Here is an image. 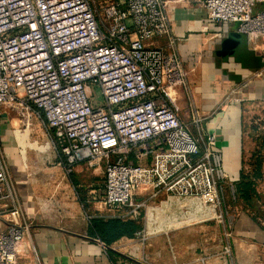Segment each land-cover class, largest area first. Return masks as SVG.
Wrapping results in <instances>:
<instances>
[{
	"label": "built area",
	"instance_id": "1",
	"mask_svg": "<svg viewBox=\"0 0 264 264\" xmlns=\"http://www.w3.org/2000/svg\"><path fill=\"white\" fill-rule=\"evenodd\" d=\"M193 1L211 24L239 23L250 44L264 39V0ZM181 41L168 0H0V221L6 224L0 264H18L29 231L5 148V108L13 105L28 119L42 118L67 176L79 166L104 175L105 194L96 205L106 218L140 220L164 192L195 202L207 215L218 210L225 223L237 188L216 134L203 132ZM94 87L103 105L93 102ZM177 88L191 102L196 139L179 119Z\"/></svg>",
	"mask_w": 264,
	"mask_h": 264
},
{
	"label": "crops",
	"instance_id": "2",
	"mask_svg": "<svg viewBox=\"0 0 264 264\" xmlns=\"http://www.w3.org/2000/svg\"><path fill=\"white\" fill-rule=\"evenodd\" d=\"M168 1L172 3L175 32L183 39L178 48L193 103L205 117L203 132L216 134L218 147L225 157L226 174L237 180L247 152L244 101H264V39L250 44L234 24H211L197 1ZM217 34L221 36L216 37ZM230 34H241L243 38L238 51L227 55L223 44ZM157 41L159 47L166 49L165 39ZM259 74L263 77L248 82ZM231 91H237L240 96L247 94L248 98L241 97L239 103L222 106ZM175 95L179 119L196 139L198 131L188 94L183 88H177ZM52 154L49 159L59 169L49 172L48 177L54 176L53 180L59 184L44 188L41 182L29 183L20 156H8L21 202V221L29 224L20 246L18 264H197L202 257L206 260L203 264H264V228L259 223L242 216L232 235H228L225 223L219 222L214 236L212 225L204 227V232L209 234L204 236V250L198 252L195 229L191 225L205 223L202 218L196 221L195 215L200 213L205 218L207 213L193 201L180 200L164 192L149 203L138 220L144 235L121 237L104 250L100 239L92 235L94 221L113 220L106 218L108 212L96 205L105 194V185L100 186L102 178L85 166H79L72 176H67L57 164L54 151ZM86 179L92 182L91 187L83 186ZM5 227L1 220L0 233Z\"/></svg>",
	"mask_w": 264,
	"mask_h": 264
},
{
	"label": "rangeland",
	"instance_id": "3",
	"mask_svg": "<svg viewBox=\"0 0 264 264\" xmlns=\"http://www.w3.org/2000/svg\"><path fill=\"white\" fill-rule=\"evenodd\" d=\"M109 1H116V0H109ZM255 10L254 13H256ZM263 75H257L248 82L252 80H259ZM189 82V80H188ZM247 82V84H248ZM237 91H231L225 96L223 100L224 106L225 104L229 103L236 104L241 101L242 98H248L247 94L243 96L237 95ZM93 102L96 105H103V99L100 96V90L98 87L93 88ZM245 105V114L243 115V123H244V134H245V141L244 144L246 145L247 152L245 153V169L247 172L253 171L256 167L262 173V178L257 180L256 190L258 191V198L256 202L253 204V207H247L243 204L240 205L237 203L227 202V212L223 211L225 215V225L228 229V235L233 234V229L236 222L242 217L247 216L250 219H253L255 222H261L264 225V101H244ZM221 106V107H222ZM5 116L8 117L9 123L4 126V136L5 141V148L8 152V156H20L22 159V165L24 172H26L27 180L29 183L37 181L41 182L43 188L47 186H58L59 182L53 180L54 176L48 177L49 172H54L57 170L56 162L54 160L49 159V156H52V151H54L50 139L45 131V127L43 125V120L38 115H32L28 119L26 111L22 109L19 105H13L5 108ZM30 120L31 123V131L29 135L27 132L25 133L23 130V124H25L26 120ZM17 124V126H12ZM9 134V136H6ZM6 134V135H5ZM53 175V173L51 174ZM101 178L100 186L105 185V178L104 175L98 174ZM72 176V175H71ZM84 181V179H83ZM236 182V181H234ZM69 183V182H68ZM92 182L89 179H86L83 183L84 187H91ZM69 185H71L69 183ZM41 186V187H42ZM36 187V186H35ZM101 196V198H103ZM92 199V198H89ZM224 210V209H223ZM220 212L215 211L211 212L205 218L200 217V213H197L195 216V220L199 221L200 218L204 219V222H196L194 225V238L196 244V250L198 252H202L204 250L203 246L205 243L203 242L204 236L209 234L207 231L204 232V227L212 225L211 235H216L218 231L219 220L216 216L219 215ZM199 215V216H198ZM198 219V220H197ZM208 222V223H207ZM207 229V228H206ZM215 244L213 243V246ZM215 252V251H214ZM218 256V255H216ZM202 257V256H201ZM206 260L204 258H198L197 264H203Z\"/></svg>",
	"mask_w": 264,
	"mask_h": 264
},
{
	"label": "trees",
	"instance_id": "4",
	"mask_svg": "<svg viewBox=\"0 0 264 264\" xmlns=\"http://www.w3.org/2000/svg\"><path fill=\"white\" fill-rule=\"evenodd\" d=\"M223 159L225 163V157H223ZM225 172L227 173L226 170ZM260 178H262L261 171L256 167L253 171L247 172L245 169V162L243 161L239 178L237 180L232 179L233 181H236L234 183L237 188V202L242 206L243 204L246 205L245 209L247 207H253L252 209H254L253 204L256 202L259 194L256 190V185L257 180ZM258 223L264 228V225H262L261 222ZM141 230V222L138 220L123 221L113 219L110 221H104L103 219H98L93 223L92 235L98 237L107 247H109L119 238L126 236L133 237Z\"/></svg>",
	"mask_w": 264,
	"mask_h": 264
},
{
	"label": "water",
	"instance_id": "5",
	"mask_svg": "<svg viewBox=\"0 0 264 264\" xmlns=\"http://www.w3.org/2000/svg\"><path fill=\"white\" fill-rule=\"evenodd\" d=\"M234 25H235V29L238 31L239 23H235ZM241 34H230L228 36V39L223 44L224 54L231 55L238 51V49L242 44L243 35Z\"/></svg>",
	"mask_w": 264,
	"mask_h": 264
},
{
	"label": "bare ground",
	"instance_id": "6",
	"mask_svg": "<svg viewBox=\"0 0 264 264\" xmlns=\"http://www.w3.org/2000/svg\"><path fill=\"white\" fill-rule=\"evenodd\" d=\"M242 245V244H241ZM243 246V245H242ZM248 246V245H247ZM243 249V248H242ZM137 251V250H136ZM138 259V258H137Z\"/></svg>",
	"mask_w": 264,
	"mask_h": 264
}]
</instances>
